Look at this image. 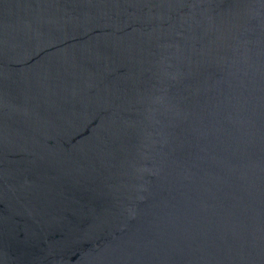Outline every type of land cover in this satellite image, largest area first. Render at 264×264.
<instances>
[{
	"label": "water",
	"instance_id": "1",
	"mask_svg": "<svg viewBox=\"0 0 264 264\" xmlns=\"http://www.w3.org/2000/svg\"><path fill=\"white\" fill-rule=\"evenodd\" d=\"M0 264H264V0H0Z\"/></svg>",
	"mask_w": 264,
	"mask_h": 264
}]
</instances>
